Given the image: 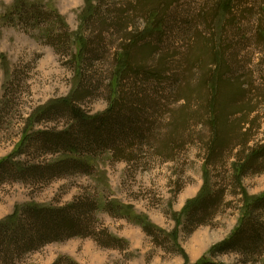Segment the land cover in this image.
I'll return each instance as SVG.
<instances>
[{
	"label": "rangeland",
	"instance_id": "1",
	"mask_svg": "<svg viewBox=\"0 0 264 264\" xmlns=\"http://www.w3.org/2000/svg\"><path fill=\"white\" fill-rule=\"evenodd\" d=\"M17 1L0 0V160L19 151L28 134L77 126L67 113L32 119L48 103L68 97L79 82L80 106L89 115L106 112L116 95L123 100L131 85L126 79L117 93L113 78L128 46L127 32L151 25L154 12L130 21L126 32L120 24L129 20L117 13L136 17L129 6L135 0H25L26 14L36 11L38 18L21 15L23 9L12 14ZM224 2L170 4L166 19L172 29H164L155 50L148 48L151 56L146 53L147 70L165 68V73L156 80L144 77L146 83L135 89L152 106L142 137L78 150V158L89 164L83 169L0 181V220L26 204L65 207L81 200L90 206L87 235L15 249L8 257L2 253L0 264H197L204 258L218 264H264V242L249 255L237 250L209 254L235 231L244 203L264 193V156L258 158V169L242 175L244 195L236 177L237 167L264 146V0H233L228 12ZM95 3L102 15L84 24ZM85 37L89 49L81 56ZM205 42H213L222 58L205 72L225 66L228 91L237 92V99L226 105L228 121L245 118L247 128V135L240 132L213 157L210 81L206 87L200 84L203 71L197 66L204 65L192 66L186 58L195 46L197 54L203 52ZM176 73L181 75L180 94L187 88L194 93L190 102L174 98L179 88L170 78ZM244 139L250 141L246 147ZM35 140L17 157L29 166L46 168L70 155L42 151ZM209 191L217 195L216 205L201 217L184 216L187 206ZM255 220L264 231V212Z\"/></svg>",
	"mask_w": 264,
	"mask_h": 264
},
{
	"label": "trees",
	"instance_id": "2",
	"mask_svg": "<svg viewBox=\"0 0 264 264\" xmlns=\"http://www.w3.org/2000/svg\"><path fill=\"white\" fill-rule=\"evenodd\" d=\"M232 1L233 0H225L223 3L224 6L222 7L223 10H225L224 12L230 10ZM135 2V5L130 3L129 6L131 5L136 17L117 13L122 17L121 19L129 20L124 24H120L125 25L124 30L126 32L127 29L131 27L129 26L130 21L134 23L135 20L139 18L140 14H147L151 10L154 12L151 25H147L145 29L139 33L136 31L134 33L132 31L127 32V35H129L128 46L123 47L116 65L113 78V84H116V92L119 86H121L122 89L126 79L129 81L128 84L131 85V90L124 93L123 100L120 99V95H116L115 101L106 112L89 115L80 106V99L82 98L83 92L78 89L80 85L79 82L68 97L52 101L48 103V105L40 108L33 115V122L40 121L42 118L49 119V117L54 115L67 113L72 117L75 123H77V126H73L72 129L67 131L54 132L39 130L35 131L33 134H28L24 138L19 151H16L15 154L8 158L0 160V181H5V179L9 178L19 180L30 175H48L63 172L75 167L83 169L86 165L89 166V164L80 157L78 158V150L95 149L97 146L110 143L135 142L146 133L148 129L147 124H150L147 120L149 121L151 117L149 112L152 106L147 98L141 97L140 91H135V89L137 90L140 82L143 84L146 83L145 78L153 77V79L156 80V78H159V76L165 73V68L147 70V61L150 60V57H148L146 53L150 52L149 56H151L153 52L148 50V48L153 47V50H155L156 46L154 42L162 39L165 34L164 29H172V22L166 19V17H168L166 14L168 13L170 4H172L174 0H135ZM28 5L29 3L25 0H18L15 3V10L14 8V11L12 10V14L21 11L24 6L26 7ZM98 7L95 3V6H93L84 17V24L89 23L95 15H102V10ZM33 13H35V15ZM10 14L11 12L8 16ZM28 14L35 16V18L39 16L36 11H29ZM28 14H26L25 9L21 12L23 16H28ZM55 15H57V18L63 23L59 13L57 14L55 12ZM262 35L264 37L263 31ZM198 44L200 43L197 42L195 45ZM195 45L191 46L190 52ZM205 46L206 49H202L203 52H201L200 49V53L198 54L195 52L197 50V46H195L194 52H191V55L188 57H186V55L185 57L187 61L192 62V66L204 65L197 66L203 71L200 84L206 87L207 82L210 81L209 87L206 90L210 91L212 96L209 103V127L212 133L210 155L213 157L223 151L224 145L232 143L235 137L239 136L240 132L243 136L247 135V128H245V118H236L228 121L230 115H228L226 105L230 103V101L233 102L237 99V95L235 94L237 92L228 91L227 82L230 80L225 77L227 71L226 69L223 70L225 66H216L213 72L209 71L210 69H208V72H205L208 66L216 61L221 62L222 60L220 54L213 51V42H205ZM88 49L89 44L85 37L82 42L81 56L84 55V51H88ZM140 55L144 57L142 61L140 60ZM207 55H209V60L205 57ZM81 75L82 72H80V80L82 77ZM141 75H143L142 79L139 78ZM186 78L189 79V77ZM170 80L179 88V91L174 89L175 93L178 92L174 98L184 99L185 101L187 100L186 102H190L194 93L190 92L188 88L180 94L183 90L179 83L181 75L176 73L174 76H171ZM113 93H115V91H112V94ZM213 98L214 100H212ZM240 108L241 107H237L235 110H240ZM231 129H235V133H233ZM34 138H36V146L42 151L56 153L64 150L66 154L70 153V155H65L63 157L64 159H61L59 162H54L46 168L39 165L29 166L24 160L17 157L24 154L26 144L30 140L33 141ZM249 142V140L247 141L244 139L242 145L246 147ZM236 144L238 143H235L234 146ZM263 147H261L262 149L253 150L247 161L236 169L237 183L239 187H241L242 195L245 194V191L241 186V177L249 168L251 169L254 167L258 169V158L264 156ZM210 159L211 157L209 156L206 165L210 163ZM217 198V195L213 192L211 193V191L202 193L187 206L184 216H191L193 218L201 217V215H199L200 213H206L210 208L216 205ZM80 201L81 200L72 202L65 207L26 204L10 216L0 220V255L3 253L8 257L7 254L14 252L15 249L30 250L49 242L65 239L66 237L87 235V229L89 228V225H87L89 219L87 217L89 216L88 212L90 206L86 201ZM260 212H264V193L244 203L242 217L235 231L231 236L213 247L209 254L215 255L221 252L237 250L249 255L251 250L255 251L258 247H261L264 242V231L260 229L261 226L255 220ZM144 227L149 233L151 232L148 224H145ZM197 264L218 263L204 258Z\"/></svg>",
	"mask_w": 264,
	"mask_h": 264
}]
</instances>
